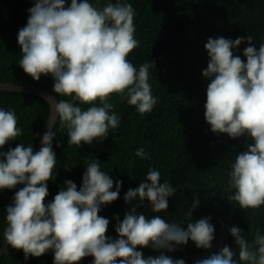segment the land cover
Returning <instances> with one entry per match:
<instances>
[{"label":"clouds","instance_id":"9594fccd","mask_svg":"<svg viewBox=\"0 0 264 264\" xmlns=\"http://www.w3.org/2000/svg\"><path fill=\"white\" fill-rule=\"evenodd\" d=\"M27 11V23L17 34L22 53L18 65L33 81L50 75L52 92L70 98L55 104L70 146L79 149L82 143L100 142L110 129L120 126L111 94L119 95L142 115L153 110L158 103L149 83L154 62L136 66L127 58L140 45L131 3L107 0L101 7L91 0H70V4L67 0H34ZM244 42L249 46L243 49L246 60L242 61L233 50ZM204 47L209 59L202 76L210 81L204 118L210 131L251 140L227 172L228 200L245 210L258 209L264 205V43L257 48L250 35L234 40L209 37ZM17 124L15 109L0 107V149L23 134ZM55 136L52 128L45 131L38 151L32 143L0 151V191L22 185L5 208L2 236L7 246L23 251L25 261L51 251L53 264H79L88 256L93 257L91 264H186L165 252L187 245L189 240L198 249L212 248L215 228L211 217L191 221L192 211L200 203L195 194L186 214L190 217L186 229L181 223L137 211L145 201L154 213L167 211L168 200L176 192L167 180L161 182L155 167H149L139 185L124 194L130 207L122 220L119 213L113 215L116 238L106 235L110 220L98 213L118 199L123 181L110 177L98 158L85 165L79 189L66 179L53 199L45 202L47 181L53 180L57 164L52 143ZM134 155L151 159L143 147ZM71 167L63 165L66 171ZM228 231L238 246V260L225 245L195 264H264V234L259 229L251 241L238 226ZM137 246L161 254L144 257Z\"/></svg>","mask_w":264,"mask_h":264},{"label":"trees","instance_id":"16d2710c","mask_svg":"<svg viewBox=\"0 0 264 264\" xmlns=\"http://www.w3.org/2000/svg\"><path fill=\"white\" fill-rule=\"evenodd\" d=\"M103 6L107 0H91ZM135 9V38L139 47L128 54V59L138 66L154 62L149 83L158 103L150 113L140 114L135 106H130L119 95L111 94L110 102L121 118L120 126L109 130V136L91 145L67 143L66 130L56 120L52 130L56 132L53 150L57 164L53 170V180L47 181L49 202L63 187L66 179H71L79 189L85 165L98 158L102 168L109 171L110 177L123 181L117 200L102 208L99 216L110 220L106 235L117 237L113 215L119 213L123 219L129 205L123 200L129 188H136L144 179L149 167L160 171L161 182L167 180L176 192L168 200V210L154 213L147 201L138 208L146 217L159 215L170 222L187 227L189 211L194 194L199 197L198 207L193 209L191 221L195 222L210 216L215 228V239L211 249H198L189 240L187 245L178 246L172 252H165L173 259H184L186 264H195L216 253L225 245L234 252L238 260V246L228 229L238 226L242 235L251 241L259 229L264 234V205L258 209H242L234 201H229L227 172L236 155L246 149V138L236 139L227 134H214L204 118L206 88L209 80L202 76L207 68L208 54L204 45L209 37L236 39L250 35L259 47L264 43V0H126ZM70 4V0H67ZM34 0H0V82L31 85L43 88L57 99H70L52 92L51 76H41L33 81L19 67L22 56L17 44L18 30L27 23L28 9ZM249 46L241 43L233 50L242 61L243 49ZM98 103V101H97ZM87 108L88 105H81ZM0 107L15 109L18 127L23 134L0 151L14 148L18 143H32L36 150L39 136L49 114L48 103L35 95H23L0 90ZM61 141L60 146L57 142ZM143 147L151 159H141L134 155ZM70 164V170L63 165ZM13 190L0 191V236L5 227V208L11 203ZM115 189V184L113 190ZM135 203V201L133 202ZM248 216L253 219L249 221ZM144 257L159 256L160 251L140 248ZM93 257L83 258L79 264H91ZM0 264H53L51 251L40 257L24 259L22 250L7 246L0 258Z\"/></svg>","mask_w":264,"mask_h":264},{"label":"water","instance_id":"95a60500","mask_svg":"<svg viewBox=\"0 0 264 264\" xmlns=\"http://www.w3.org/2000/svg\"><path fill=\"white\" fill-rule=\"evenodd\" d=\"M0 90L1 91L14 92V93H21L23 95H28V94L35 95L37 97L44 99L48 103L49 114H48V117L46 119V122L43 126L42 132H41L39 139H38V142H37V146H36L35 151H38L41 147L40 139H41L43 133L45 131L49 130V128H53L52 124L54 122H56L55 120L57 119V114L55 113V104L57 102V99L49 91H47L43 88H40V87L31 86V85L15 84V83H11V82H0ZM46 98L48 100H46ZM48 121H49V123H48ZM6 247H7V245L5 244L4 238L1 235L0 236V258L2 256V254L4 253Z\"/></svg>","mask_w":264,"mask_h":264},{"label":"bare ground","instance_id":"6f19581e","mask_svg":"<svg viewBox=\"0 0 264 264\" xmlns=\"http://www.w3.org/2000/svg\"><path fill=\"white\" fill-rule=\"evenodd\" d=\"M51 93V92H50Z\"/></svg>","mask_w":264,"mask_h":264}]
</instances>
